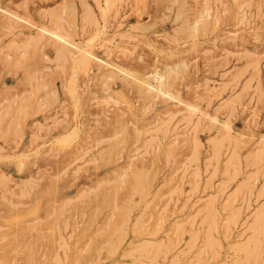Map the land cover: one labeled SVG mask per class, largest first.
<instances>
[{
    "label": "rangeland",
    "instance_id": "374dc122",
    "mask_svg": "<svg viewBox=\"0 0 264 264\" xmlns=\"http://www.w3.org/2000/svg\"><path fill=\"white\" fill-rule=\"evenodd\" d=\"M258 2L0 0V264H253L261 256L254 264H264ZM51 28L69 41L49 36ZM169 67L171 96L143 84L158 85L155 73ZM227 132L237 148L222 139ZM141 173H151L144 194L131 186ZM258 211L261 233L253 231Z\"/></svg>",
    "mask_w": 264,
    "mask_h": 264
},
{
    "label": "bare ground",
    "instance_id": "6f19581e",
    "mask_svg": "<svg viewBox=\"0 0 264 264\" xmlns=\"http://www.w3.org/2000/svg\"><path fill=\"white\" fill-rule=\"evenodd\" d=\"M257 1H258V0H257ZM260 1H261V0H259V2H260ZM73 2H74V0H73ZM155 2H156V1H155ZM157 2H158V1H157ZM172 2H173V1H172ZM245 2H246V1H245ZM253 2H254V1H253ZM259 2H258V3H259ZM80 3H82V2H80ZM243 3H244V2H243ZM240 4H242V3H240ZM0 5H1V4H0ZM243 5H244V4H243ZM243 5H242L241 7H243ZM251 5H252V4H251ZM257 5H258V4H257ZM64 6H66V7H64ZM64 6H63L64 9L68 7V5H64ZM260 6H261V5H259L258 7H260ZM245 7H246V6H245ZM261 7H262V6H261ZM3 8H4V7H3ZM5 8H7V7L5 6ZM72 8H73V7H72ZM89 8H90V7H89ZM89 8H88V9H89ZM246 8H249V7H246ZM252 9H253V8H252ZM261 9H262V8H261ZM8 10H9V7H8ZM10 10H11V8H10ZM62 10H63V9H62ZM66 10H67V9H66ZM248 10H249V9H248ZM257 10H258V9H257ZM4 11H5V9H4ZM11 11H13V10H11ZM60 11H61V9H60ZM90 11H91V10H90ZM179 11H180V12H179V16H180V15L182 16V14H181V10H179ZM201 11H202V9H201ZM203 11H204V10H203ZM203 11H202V13H203ZM253 11H254V10H253ZM255 11H256V9H255ZM259 11H260V10H259ZM7 12H8V11H7ZM260 12H261V11H260ZM12 13H13V15H14V12H12ZM12 13H7V14H6L7 17H8L9 14H12ZM18 13H19V12H18ZM66 13H67V12H66ZM182 13H183V12H182ZM252 13H253V12H252ZM0 14H1V13H0ZM2 14H3V13H2ZM19 14H21V13H19ZM61 14H62V13H61ZM86 14H87V13H86ZM250 14H251V13H250ZM255 14H256V13H255ZM6 15H3V16H6ZM13 15H12V16H13ZM22 15H23V14H22ZM10 16H11V15H10ZM52 16H53V15H52ZM54 16H55V15H54ZM67 16H69L68 13H67ZM67 16H66V18H67ZM197 16H198V15H197ZM200 16H201V14H200ZM202 16H203V14H202ZM202 16H201V17H202ZM15 17H16V15H15ZM23 17H24V16H23ZM25 17H26V16H25ZM25 17H24V18H25ZM28 17H29V16H28ZM184 17H185V15H184ZM187 17H188V16H187ZM11 18H12V17H11ZM11 18H10V19H11ZM26 18H27V17H26ZM26 18H25V19H26ZM29 18H30V17H29ZM62 18H63V17H62ZM66 18H65V19H66ZM182 18H183V17H182ZM185 18H186V17H185ZM188 18H189V17H188ZM188 18H187V19H188ZM202 18H204V17H202ZM205 18H206V17H205ZM1 19H2V18H1ZM6 19H7V18H6ZM6 19H5V20H6ZM20 19H22V18H20ZM31 19H32V18H31ZM55 19H56V18H55ZM189 19H190V18H189ZM200 19H201V18H200ZM2 20H3V19H2ZM5 20H4V21H5ZM15 20H16V19H15ZM15 20H14V21H15ZM62 20H63V19H62ZM177 20H178V19H177ZM203 20H204V19H203ZM205 20H206V19H205ZM19 21H22V20H19ZM182 21H187V20H184V18H183ZM182 21H181V22H182ZM192 21H193V20H192ZM196 21H198V20H196ZM6 22H8V21H6ZM24 22H26V21L24 20ZM34 22H35V21H34ZM55 22H57V21H55ZM71 22L73 23V21H71ZM187 22H189V21H187ZM187 22H186V23H187ZM198 22H199V21H198ZM200 22H202V21H200ZM200 22H199V23H200ZM203 22L206 23V21H203ZM17 23H18V22H17ZM29 23H30V22H29ZM32 23H33V22H32ZM196 23H197V22H196ZM6 24H7V23H6ZM9 24H10V23H9ZM9 24H8V26H9ZM12 24H13V21H12ZM69 24H70V22H69ZM179 24H180V23H179ZM184 24H185V23H184ZM2 25H3V23H2ZM16 25H17V24H16ZM22 25H23V24H22ZM27 25H28V24H27ZM30 25H31V24H30ZM36 25H37V24H36ZM182 25H183V23H182ZM197 25H199V24H197ZM206 25H207V24H206ZM4 26H5V24L3 25V27H4ZM12 26H13V25H12ZM17 26H18V25H17ZM19 26H20V24H19ZM32 26H33V25H32ZM32 26H31V27H32ZM42 26H43V25H42ZM42 26H41V27H42ZM53 26H54V23H53ZM53 26H52V28H53ZM69 26H70V25H69ZM179 26H181V25H179ZM189 26H191V25H189ZM192 26L194 27L195 25H192ZM26 27H27V26L25 25L24 28H26ZM46 27H48V26H46ZM184 27H185V26H184ZM184 27H183V28H184ZM6 28H7V27H6ZM17 28H19V27H17ZM20 28H21V27H20ZM20 28H19V29H20ZM27 28L29 29V26H28ZM43 28H44V27H43ZM52 28H51V29H52ZM60 28H61V27H60ZM176 28H177V27H176ZM178 28H179V27H178ZM188 28H191V27H188ZM32 29H33V28H32ZM34 29H35V28H34ZM48 29H49V28H48ZM51 29H50V31H47L46 29H43V30L49 32V33L51 34V35L49 34V36L56 37V39H58V40L60 39V40H62L63 42H64V41H69L68 36H66L65 34H63V33L60 32L61 29H60V31H59V30H53V29H52V30H53V31H52ZM55 29H56V28H55ZM191 29H192V28H191ZM195 29H196V28H195ZM197 29H201V28H200V27H199V28L197 27ZM4 30H5V29H4ZM7 30H8V29H7ZM13 30H15V29L13 28ZM22 30H23V29H22ZM29 30H30V29H29ZM67 30H68V29H67ZM68 31H69V30H68ZM176 31H177V30H176ZM184 31H185V30H184ZM193 31H194V29H192V32H193ZM195 31H197V30H195ZM10 32H11V31H10ZM20 32H21V29H20ZM20 32H19V33H20ZM36 32H37V31H36ZM47 32H46V33H47ZM187 32L189 33V31H187ZM7 33H8V32H7ZM7 33H6V34H7ZM37 33L40 35L39 30H38ZM183 33H184V32H183ZM183 33H181V34H183ZM38 34H37V36H38ZM47 34H48V33H47ZM18 35H19V34H18ZM33 35H34V34H33ZM41 35H42V34H41ZM186 35H187V34H186ZM189 35H190V34H189ZM44 36H45V35H44ZM47 36H48V35H47ZM49 36H48V38H52V37H49ZM39 37H40V36H39ZM52 40H53V38H52ZM52 40H51V42H52ZM13 42H14V41H13ZM55 42H56V41H55ZM60 42H61V41H60ZM49 43H50V42H49ZM49 43H48V44H49ZM57 43H58V42H57ZM70 43H72V42H69V44H70ZM8 44H9V43H8ZM37 44H38V43H37ZM37 44H35V45H37ZM50 44H51V43H50ZM50 44H49V45H50ZM54 44H55V43H54ZM60 44H61V43H60ZM72 44H74V42H73ZM32 45H33V43H32ZM55 45H56V44H55ZM74 45H75V44H74ZM74 45H71V47L73 48ZM14 46H15V45H14ZM58 46H59V45H58ZM58 46H56V47L58 48ZM61 46H63V44L60 45V48H61V49H59L58 54H59V57H60V58H65V57L67 56V54L65 53L66 50L64 51V49H65L66 47H65L64 49H62L63 47H61ZM64 46H65V45H64ZM68 46H69V45H68ZM68 46H67V47H68ZM52 47H53V46H52ZM74 47L76 48V46H74ZM53 48H54V47H53ZM69 48H70V47H69ZM72 48H71V49H72ZM55 49H56V48H55ZM68 50H69V49H68ZM68 55H69V54H68ZM250 61H251V60H250ZM257 63H258V62H257ZM115 67H116V66H115ZM181 67H182V66H181ZM112 68H113V67H112ZM170 68H171V67H169V69H168L167 71H163V73H160V72H158V71L155 73L156 78L158 79V85H156V86H150V85H149L150 83L147 84L149 81L147 82V81H145V80L143 81V84H146L147 86L151 87L150 89H153L155 92L161 93L162 95H167L168 97L171 96L170 92L168 91V89H171V88H167V86H166V85H167V84H166L167 82L165 83V80H166V79L164 80V77H165V76H167V77L169 76V70H171ZM176 68H178V67L176 66L175 69H176ZM154 69H155V68H154ZM112 70H113V69H112ZM115 70H116V69H115ZM120 70L122 71L123 69H120ZM127 70H129V68H128ZM127 70H126V71H127ZM177 70H178V69H177ZM182 70H183V69H182ZM121 71H120V73H121ZM131 71H132V68H131ZM134 71H135V70H134ZM134 71H133V72H134ZM138 71H139V70H138ZM153 71H154V70H153ZM175 71H176V70H175ZM180 71H181V70H180ZM111 72L113 73V71H111ZM111 72H109V73H111ZM123 72H124V71H123ZM150 72H151V71H150ZM172 72H174L173 69H172V71H171L170 73H172ZM115 73H116V72H115ZM124 73H125V72H124ZM127 73H128V74H127V76H128V75H129V72H127ZM130 73H131V72H130ZM146 73H148V72H146ZM146 73H145V74H146ZM176 73H177V72H176ZM178 73H179V72H178ZM181 73H182V72H181ZM117 74H118V73H116V75H117ZM140 74L143 75V73H140ZM140 74H138V75L135 74V75L138 77V76H140ZM114 75H115V74H114ZM118 75H119V74H118ZM130 75H131V74H130ZM133 75H134V74H133ZM147 75H148V74H147ZM150 75H151V74H150ZM152 75L154 76L153 73H152ZM110 76H111V75H110ZM110 76H109V77H110ZM136 76H135V77H136ZM173 76H174V75H173ZM175 76H176V75H175ZM175 76H174V77H175ZM178 76H180V74H179ZM112 77H113V76H112ZM122 77H123V79H124V76H122ZM122 77H121V78H122ZM128 77H129V76H128ZM141 77H142V76H141ZM150 77H151V76H150ZM169 77H170V76H169ZM113 78H114V77H113ZM119 78H120V77H119ZM125 78H126V77H125ZM148 78H149V77H148ZM151 78H152V77H151ZM156 78H155V79H156ZM170 78H172V77H170ZM116 79H117V78H116ZM134 79H135V78H134ZM167 79H168V78H167ZM173 79H174V78H173ZM173 79H171V80H173ZM120 80H121V79H120ZM169 80H170V79H169ZM169 80H168V82H169ZM124 81H126V80H124ZM124 81H123V82H124ZM131 81H133V80H131ZM156 81H157V80H156ZM166 81H167V80H166ZM129 82H130V81H129ZM129 82H126V83H129ZM134 82H135V81H134ZM134 82H133V83H134ZM150 82H151V81H150ZM130 83H131V82H130ZM133 83H132V84H133ZM137 83L139 84V82H137ZM137 83L135 82V85H136ZM141 83H142V82H141ZM169 83H171V81H170ZM139 85H141V84H139ZM153 85H154V84H153ZM130 86H131V84H130ZM169 86H170V85H169ZM131 87H132V86H131ZM143 87L145 88V86H143ZM171 87H172V86H171ZM134 88H135V87H133L132 89L134 90ZM138 88L142 89V87H139V86H138ZM147 89H148V88H147ZM141 91L144 92V91H147V90L144 89V90H141ZM151 91H152V90H151ZM136 93H137V91H136ZM140 94H141V93H139V95H140ZM145 94L147 95L146 92H145ZM174 95H175V94H174ZM143 96H144V95H143ZM154 96H155V95H154ZM150 97H151V96H150ZM163 97H164V96H163ZM173 97H174V96H173ZM146 98H147V97H146ZM152 99H153V97H152ZM171 99H172V97H171ZM178 100H179V99H178ZM178 100H176V101H178ZM179 101H181V100H179ZM150 102H151V101H150ZM182 102H183V101H182ZM187 106H189V105H187ZM190 106H191V105H190ZM192 108H193V107H192ZM195 108H196V107H195ZM183 110H185V108H184ZM193 110H194V109H193ZM199 110H200V109H199ZM185 111H186V110H185ZM202 111H203V110H202ZM189 112H192V111L189 110ZM189 112H187V113H189ZM192 113H193V112H192ZM192 113H190V114H192ZM195 113L198 114V112H195ZM200 114H201V113H200ZM194 115H195V114H193V116H194ZM183 117H185V115H184ZM200 117H201V116H200ZM202 117H204V116H203V112H202ZM202 117H201V118H202ZM205 117H206V116H205ZM205 117H204V118H205ZM208 117H209V116H208ZM204 118H203V119H204ZM210 118H212V117H210ZM210 118H209V119H210ZM183 119H184V118H183ZM203 119H202V120H203ZM216 119H218V118L216 117ZM185 120H186V119H185ZM213 120H215V119H213ZM159 121H160V120H159ZM191 121H192V120H191ZM200 121H201V120H200ZM202 123H203V122H202ZM209 123H212V122H209ZM216 123H217V122H216ZM224 123H225V122H223V124H224ZM206 125H207V124H206ZM221 125H222V124H221ZM195 126H196V125H195ZM204 126H205V125H204ZM212 126H213V125H212ZM226 127H229V126H226ZM208 128H210V127H208ZM233 131H234V130H233ZM149 132H150V131H149ZM164 132H165V131H164ZM218 132L220 133V131H218ZM220 135H221V134H220ZM242 135H243V134H242ZM217 138H218V137H217ZM223 138H224V140H227L230 144H232L233 147H234V149L237 148V147L239 146L240 140H238L236 137L231 136V135L229 134V132H227V133L225 134V136L222 137V139H223ZM238 138H239V137H238ZM241 138H242V137H241ZM193 139H194V138H193ZM216 140H217V139H216ZM218 140H219V139H218ZM188 141H189V140H188ZM197 141H198V140H197ZM197 141H196V142H197ZM209 141H210V140H209ZM261 141H262V140H261ZM184 142H185V140H184ZM247 142H248V141H247ZM197 143H198V142H197ZM221 147H223V146H221ZM221 147H220V145H219V142L214 143V144H213V148H214V151H213V152H214L215 154H217L219 148H221ZM228 147H229V146H228ZM231 147H232V146H231ZM213 148H212V149H213ZM226 149H227V148H226ZM169 151H170V150H169ZM169 151L167 150L166 152L168 153ZM227 151H228V150H227ZM220 153H221V152H220ZM262 153H263V152H262ZM171 154H172V153H171ZM235 154H236V153H235ZM239 154H240V153H239ZM169 155H170V154H169ZM230 155H231V154H230ZM166 156L169 157L167 154H166ZM233 158H235V157H233ZM239 158H240V157H239ZM239 158H238V159H239ZM242 158H243V157H242ZM262 158H263V155H262V154H257V155L254 156V159H255V160H259V161H260V159H262ZM194 159H195V157H194ZM238 159H237V160H238ZM218 160H219V159H218ZM239 160H240V159H239ZM248 160H249V159H248ZM231 162H232V161H231ZM260 162H261V161H260ZM231 164H232V163H231ZM210 165H211V164H210ZM253 165H254V164H253ZM236 166H237V165H236ZM255 166H256V165H255ZM239 167H240V166H239ZM142 169H143V168H142ZM123 170H124V169H123ZM129 170H130V169H129ZM228 170H229V169H228ZM193 173H194V172H193ZM124 174H125V173H124ZM126 174H127V173H126ZM119 175H120V174H119ZM228 175H229V174H228ZM2 176H3V175H2ZM226 176H227V175H226ZM150 177H151V173L135 174V175L133 176V180H132V182H131V186H132L133 191H135V192H137V193H139V194H144V193H146V192H147V189H148V187H149V183H151V182H150V179H151ZM1 178H3V177H1ZM3 179H4V178H3ZM152 179H153V178H152ZM195 179H196V178H195ZM251 179H252V178H251ZM0 180H1V179H0ZM113 180H114V179H113ZM121 180H122V179H121ZM233 180H234V178H233ZM223 181H224V180H223ZM1 182H2V180H1ZM195 183H196V182H195ZM151 184H152V183H151ZM220 184H221V183H220ZM232 184H233V183H232ZM248 185H249V184H248ZM19 187H20V186H19ZM20 188H21V187H20ZM178 188H179V187H178ZM191 188H192V187H191ZM230 188H231V187H230ZM2 189H3V188H2ZM8 189H9V188H8ZM8 189H7V190H8ZM192 189H193V188H192ZM7 190H5L4 192L6 193ZM21 190H23V189H21ZM249 191H250V190H249ZM19 192H20V191H19ZM234 192H235V191H234ZM251 192H252V189H251ZM24 193H26V192H24ZM242 193H243V192H242ZM11 194H12V192H11ZM22 194H23V193H22ZM22 194H21V196H22ZM113 194H114V193H113ZM217 194H218V193H217ZM236 194H237V193H236ZM132 195H133V194H132ZM221 195H222V194H221ZM245 195H246V193H245ZM18 197H20V194H19ZM134 197H135V196H134ZM140 197H141V195H140ZM236 197H237V195H236ZM4 198H5V196H4ZM78 198H79V197H78ZM7 199H8V197H7ZM7 199H6V200H7ZM228 199H229V198H228ZM139 200H140V199H139ZM140 201H141V200H140ZM140 201H139V202H140ZM229 201H230V200H229ZM7 202H10V201H7ZM18 203H20V202H18ZM114 203H115V202H114ZM131 204H132V203H131ZM134 204H135V203H134ZM208 204H209V203H208ZM232 204H233V203H232ZM7 205H9V203H8ZM10 205H11V204H10ZM12 205H15V203L12 204ZM115 205H116V203H115ZM149 205H150V204H149ZM116 206H117V205H116ZM132 206H133V204H132ZM167 206H168V204H167ZM214 206H215V205H214ZM228 206H229V205H228ZM233 206H234V205H233ZM13 207H14V206H13ZM223 207H225V205H223ZM11 208H12V207H11ZM34 208H35V207H34ZM34 208L31 210V212H32L33 210H35ZM226 208H227V207H226ZM235 208H236V207H235ZM227 209H228V208H227ZM230 209H231V208H230ZM257 209H258V208H257ZM18 210H19V209H18ZM18 210H17V212H19ZM36 210H37V208H36ZM166 210H167V209H166ZM131 211H132V210H131ZM223 211H224V209H223ZM29 212H30V211H29ZM31 212H30V213H31ZM33 212H35V211H33ZM33 212H32V213H33ZM126 212H127V211H126ZM132 212H133V211H132ZM143 212H144V211H143ZM227 212H228V211H227ZM230 212H231V211H230ZM160 213H161V212H160ZM203 213H204V212H203ZM233 213H234V212H233ZM238 213H239V212H238ZM261 213H262L261 211H258V212L256 213V215H255L254 224H253V228H254L253 231H255L256 233H261V231H263V226H262V223H261V222H262V220H261V216H262ZM19 214H20V213H19ZM19 214H18V215H19ZM131 214H133V213H131ZM0 215H1V214H0ZM6 215H7V214H6ZM59 215H60V214H59ZM139 215H140V214H139ZM143 215H144V214H143ZM161 215H162V214H161ZM207 215H208V217L210 218V217L213 215V212L211 213V211H210V212H208ZM234 215H235V214H234ZM19 216H22V214L19 215ZM125 216H126V215H125ZM227 216H229V215H227ZM145 217H146V216H145ZM229 217H230V216H229ZM229 217H228V219H230ZM2 218H3V217H2ZM17 218H18V217H17ZM110 218H111V217H110ZM184 218H185V217H184ZM262 218H263V217H262ZM3 219H4V218H3ZM10 219H11V218H10ZM19 219H20V218H19ZM179 219H180V218H179ZM0 220H1V218H0ZM20 220H21V219H20ZM129 220H130V219H129ZM263 220H264V219H263ZM9 221H10V220H9ZM125 221H126V220H125ZM227 221H228V220H227ZM227 221H226V223H227ZM232 221H233V220H232ZM14 222H15V220H14ZM137 222H138V221H137ZM201 222H202V221H201ZM228 222H229V221H228ZM8 223L10 224L11 222H8ZM12 223H13V221H12ZM12 223H11V224H12ZM17 223H18V222H17ZM135 223H136V222H135ZM224 223H225V222H224ZM19 224H21V223H19ZM36 224H38V223H36ZM107 224H108V223H107ZM144 224H145V223H144ZM144 224H143V226H144ZM181 224H182V223H181ZM184 224H185V223H184ZM5 225H6V226H9V225L7 224V222L5 223ZM136 225H137V224H136ZM228 225H230V224H228ZM18 226H19V225H18ZM124 226H125V225H124ZM219 226H220V225H219ZM226 226H227V225H226ZM251 226H252V225H251ZM9 227H10V226H9ZM11 227H12V225H11ZM29 227H30V226H29ZM33 227H35V226H33ZM121 227H122V226H121ZM149 227H150V226H149ZM179 227H180V226H179ZM193 227H194V226H193ZM216 227H217V226H216ZM222 227H223V226H222ZM224 227H225V226H224ZM229 227H230V226H229ZM12 228H13V227H12ZM12 228H11V229H12ZM27 228H28V227H27ZM122 228H123V227H122ZM198 228H199V227H198ZM249 228H250V227H249ZM22 229H24V228H22ZM32 229H33V228H32ZM50 229H51V228H50ZM120 229H121V228H120ZM178 229H179V228H178ZM210 229H211V228H210ZM210 229H209V230H210ZM225 229H226V228H225ZM228 229H229V228H228ZM230 229H231V227H230ZM246 229H247V228H246ZM7 230H8V229H7ZM18 230H19V229H18ZM24 230H25V229H24ZM26 230H27V229H26ZM33 230H35V228H34ZM123 230H124V229H123ZM182 230H183V229H182ZM193 230H194V229H193ZM221 230H222V229H221ZM223 230H224V229H223ZM250 230H251V228H250ZM11 231H13V230H10V232H11ZM14 231H15V230H14ZM14 231H13V232H14ZM30 231H31V229H30ZM49 231H50V230H49ZM88 231H89V230H88ZM124 231H125V230H124ZM190 231H191V230H190ZM202 231H203V230H202ZM4 232H5V231H4ZM4 232H3V233H4ZM7 232H8V231H7ZM15 232H16V231H15ZM19 232H20V230H19ZM34 232H35V231H34ZM98 232H99V231H98ZM142 232H143V231H142ZM188 232H189V230H188ZM28 233H29V231H28ZM149 233H150V231H149ZM193 233H194V232H193ZM249 233H250V232H249ZM1 234H2V233H1ZM7 234H9V233H7ZM17 234H18V233H17ZM21 234H22V233H21ZM26 234H27V233H26ZM29 234H30V233H29ZM95 234H96V233H95ZM115 234H116V233H115ZM196 234H197V233H196ZM199 234H200V233H199ZM228 234H229V231H228ZM3 235H5V234H3ZM12 235H13V234L11 233V236H12ZM58 235H59V234H58ZM189 235H190V234H189ZM224 235H225V234H224ZM254 235H255V234H254ZM254 235H253V239H251L250 242L253 243V245H254V247H255V249H256V245L258 246L260 241H258L259 239L255 238ZM256 235H257V234H256ZM5 236H6V235H5ZM14 236H15V234H14ZM20 236H21V235H20ZM22 236H23V234H22ZM24 236H25V235H24ZM39 236L41 237L42 235H39ZM121 236H122V235H121ZM197 236H198V235H197ZM226 236H227V235H226ZM247 236H248V235H247ZM1 237L3 238L4 236L1 235ZM31 237H33V236H31ZM31 237H30V238H31ZM112 237H113V236H112ZM199 237H200V236H199ZM210 237H211V236H210ZM6 238H7V237H6ZM10 238H11V237H10ZM23 238H24V237H23ZM120 238H121V237H120ZM3 239H4V238H3ZM12 239H13V238H12ZM18 239H20V237H19ZM43 239H44V238H43ZM190 239H191V238H190ZM6 240H8V238H7ZM14 240H15V239H14ZM14 240H13V241H14ZM27 240H28V239H27ZM39 240H40V239H39ZM178 240H179V239H178ZM262 240H263V239H262ZM0 241H1V240H0ZM2 241H3V240H2ZM15 241H16V240H15ZM188 241H189V240H188ZM3 242H4V241H3ZM6 242H7V241H6ZM17 242H19V241H16V243H17ZM24 242H25V241H24ZM37 242H38V241H37ZM106 242H107V241H106ZM118 242H119V241H118ZM206 242H207V243L210 242V239H209L208 236H207ZM241 242H242V241H241ZM4 243H5V242H4ZM7 243H8V242H7ZM10 243H11V242H10ZM20 243H21V242H20ZM25 243H26V242H25ZM28 243H29V240H28ZM28 243H27V244H28ZM40 243H41V242H40ZM107 243H108V242H107ZM120 243H121V242H120ZM172 243H173V242H172ZM238 243H239V242H238ZM0 244H1V243H0ZM13 244H14V242H13ZM35 244H37V243H35ZM41 244H42V243H41ZM220 244H221V243H220ZM220 244L217 245V246H219V248H220ZM262 244H263V243H262ZM262 244H261V245H262ZM2 245H3V244H2ZM15 245H16V244H15ZM28 245H29V244H28ZM103 245H104V244H103ZM105 245L107 246V244H105ZM109 245H110V244H109ZM109 245H108V246H109ZM138 245H139V244H138ZM158 245H159V244H158ZM172 245H173V244H172ZM172 245H171V246H172ZM174 245H175V244H174ZM18 246H19V244H18L16 247H18ZM25 246H26V244H25ZM30 246H32V245H30ZM40 246H41V245H40ZM62 246H63V245H62ZM62 246H61V247H62ZM64 246H66V245H64ZM64 246H63V247H64ZM113 246H114V245H113ZM147 246H149V245H147ZM152 246H153V244H152ZM233 246H234V245H233ZM238 246H239V245H238ZM238 246H237V247H238ZM250 246H251V245H250ZM10 247H11V246H10ZM10 247H9V248H10ZM16 247H15V248H16ZM21 247H22V246H21ZM38 247H39V246H38ZM38 247H37V248H38ZM193 247H194V246H193ZM209 247H210V246H209ZM260 247H261V246H260ZM11 248H12V250H13V247H11ZM15 248H14V249H15ZM45 248H46V247H45ZM64 248H65V247H64ZM111 248H112V247H111ZM120 248H121V247H120ZM139 248H140V247H139ZM139 248H138V249H139ZM147 248H148V247H147ZM167 248H168V247H167ZM203 248H204V247H202L201 250H203ZM206 248H207V247H206ZM232 248H233V247H232ZM28 249H29V248H28ZM47 249H48V248H47ZM103 249H104V248H103ZM169 249H170V248H169ZM259 249H260V248H259ZM26 250H27V249H26ZM31 250H33V249H31ZM40 250H41V249H40ZM115 250H116V249H115ZM117 250H119V249H117ZM129 250H130V249H129ZM152 250H153V249H152ZM152 250H151V252H152ZM160 250H161V247H160ZM240 250H243L245 253H249V254L251 255V257H253V258H255L256 255H258V254H257V253H258L257 251H255V250H250V251H248L247 248H246L245 246H244V247H243V246L240 247ZM256 250H257V249H256ZM4 251H5V249H4ZM18 251H19V250H18ZM18 251H16V252H18ZM112 251H113V250H112ZM134 251H135V250H134ZM147 251H148V250H147ZM12 252H13V251H12ZM36 252H37V251H36ZM110 252H111V251H110ZM145 252H146V251H145ZM149 252H150V251H149ZM151 252H150V253H151ZM198 252H199V251H198ZM198 252H197V253H198ZM204 252H205V251H204ZM256 252H257V253H256ZM13 253H15V252H13ZM27 253H28V252H27ZM33 253H34V252H33ZM33 253H32V254H33ZM38 253H39V252H38ZM114 253H115V252H114ZM116 253H117V252H116ZM132 253H133V252H132ZM180 253H181V251H180ZM197 253H196V254H197ZM233 253H234V252H233ZM21 254H22V253H21ZM44 254H45V253H44ZM51 254H52V253H51ZM98 254H99V253H98ZM111 254H112V253H111ZM130 254H131V253H130ZM155 254H156V252H155ZM184 254H185V253H184ZM210 254H211V253H210ZM216 254H219V253H216ZM260 254H261V253H260ZM5 255H6V254H5ZM14 255H15V254H14ZM33 255H34V254H33ZM36 255H37V254H36ZM56 255H57V254H56ZM200 255H201V254H200ZM214 255H215V254H214ZM1 256H2V255H1ZM3 256H4V254H3ZM17 256H18V255H17ZM24 256H25V255H24ZM24 256H23V257H24ZM27 256H29V255H27ZM44 256H46V255H44ZM99 256H100V255H99ZM133 256H134V255H133ZM147 256H148V255H147ZM202 256H203V254H202ZM237 256H238V255H237ZM4 257H5V256H4ZM83 257H84V256H83ZM240 257H241V256H240ZM257 257H258V256H257ZM257 257H256V258H257ZM261 257H262V256H261ZM261 257H259L258 260H256V261L253 260V262L255 261V262L258 263V261H259V259H260ZM26 258H27V257H26ZM26 258H25V259H26ZM53 258H54V257H53ZM56 258H57V257H55L54 260H57ZM12 259H13V258H12ZM34 259H35V258H34ZM46 259H47V258H46ZM51 259H52V258H51ZM142 259H143V258H142ZM177 259H178V258H177ZM0 260H1V259H0ZM29 260L31 261V258H30ZM54 260H53V261H54ZM60 260H61V259H60ZM138 260H139V259H138ZM145 260H146V259H145ZM234 260H235V259H234ZM234 260H233V261H234ZM46 261H47V260H46ZM57 261H59V260H57ZM57 261H55V262L57 263ZM81 261H82V260H81ZM250 261H251V260H250ZM250 261H249V262H250ZM8 262H9V261H8ZM8 262H7V263H8ZM19 262H20V261H19ZM31 262H32V261H31ZM33 262H34V260H33ZM33 262H32V263H33ZM37 262H38V261H37ZM137 262H138V261H137ZM231 262H232V261H231ZM237 262H238V261H237ZM255 262H254V263H255ZM10 263H11V262H10ZM42 263H43V262H42ZM61 263H62V262H60V263H58V264H61ZM182 263H183V262H182ZM225 263H226V262H225ZM254 263H253V264H254ZM3 264H4V260H3ZM38 264H39V263H38ZM45 264H46V262H45ZM123 264H124V263H123ZM145 264H146V263H145ZM176 264H177V263H176ZM188 264H190V262H189ZM194 264H195V263H194ZM222 264H223V263H222ZM229 264H230V263H229ZM249 264H250V263H249Z\"/></svg>",
    "mask_w": 264,
    "mask_h": 264
}]
</instances>
